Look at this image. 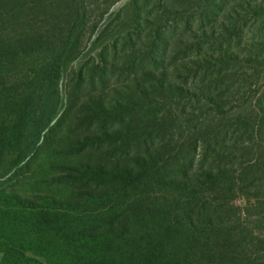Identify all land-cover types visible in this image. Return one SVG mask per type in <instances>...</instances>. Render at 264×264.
I'll list each match as a JSON object with an SVG mask.
<instances>
[{"label": "trees", "instance_id": "16d2710c", "mask_svg": "<svg viewBox=\"0 0 264 264\" xmlns=\"http://www.w3.org/2000/svg\"><path fill=\"white\" fill-rule=\"evenodd\" d=\"M130 7L94 40L108 41L96 60L103 90L82 94L80 69L66 93L74 128L49 155L69 164L32 177L46 187H0V264H264V0ZM87 9L0 0V112L26 85L20 62L55 33H67L61 56L69 44L79 53ZM39 86L59 108L57 81ZM16 105L13 124H0V166L11 169L45 123Z\"/></svg>", "mask_w": 264, "mask_h": 264}, {"label": "rangeland", "instance_id": "374dc122", "mask_svg": "<svg viewBox=\"0 0 264 264\" xmlns=\"http://www.w3.org/2000/svg\"><path fill=\"white\" fill-rule=\"evenodd\" d=\"M86 3L88 5L87 18L90 17V21L87 27L88 31H82L80 42H77V44L79 43V53L77 46L72 47L69 44L66 46L65 53L61 56L59 54L61 52L60 49L63 47L62 42L65 41L67 33H55L56 39L52 43L38 47L33 53L36 54L33 58L20 62L19 65L22 71L19 70V73H14L19 77L24 76V78H27V82L21 91L22 94L20 93L9 100L8 109L4 108L6 111L0 112V124L3 121L9 122V125L13 124L18 116L16 103L29 104L35 116L42 123H46L51 116L52 118L47 127H44L45 123L42 126L40 124L37 126L33 125V134H36L41 126L39 138L36 140L35 146L27 153L17 167L11 169L0 166V187H46L43 184L37 186L33 182L35 180L32 177H42L41 175L46 173L47 175L57 174L59 165L69 164L66 157L59 155L50 157L52 149L54 150L61 144L63 135L70 134L69 130L74 128V117L77 115L76 108L68 110L70 107L66 101V93L72 90L74 84L73 78L80 69H84V74L85 76L87 75L85 78L86 84L84 83L85 89L82 90V94L91 93L92 95H98V92L103 90V84L97 81V77L101 75L104 81L107 75L104 71H101L103 65L99 64L100 70L97 69L99 62L97 63L96 60L100 59L101 54L105 50V45H108V41L103 40L95 43L94 40L106 25H110L113 29L121 18L126 17L128 12L130 14L132 11L130 7L131 0H114L109 8L104 4V0H86ZM106 8L108 9L107 11H105ZM92 21H96L95 24L97 25L94 32L91 30ZM108 58L111 59V55ZM92 59L96 62L95 70L97 71L96 81L93 86L89 83L88 77V73H90L89 69H93L94 67ZM47 77H52L57 81L58 90L63 98L59 108L56 107L53 97L46 100L41 98L40 91L43 88L39 86V82H46ZM9 79L12 78L9 77ZM32 89H37L38 92L30 98L28 94ZM56 108L57 114L53 115ZM86 131L83 130V132ZM243 204L244 201L241 198L238 199L237 205Z\"/></svg>", "mask_w": 264, "mask_h": 264}]
</instances>
